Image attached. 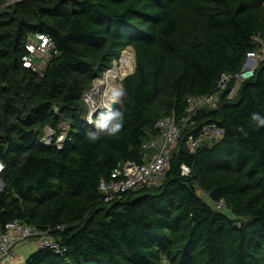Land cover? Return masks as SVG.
<instances>
[{"label": "trees", "instance_id": "16d2710c", "mask_svg": "<svg viewBox=\"0 0 264 264\" xmlns=\"http://www.w3.org/2000/svg\"><path fill=\"white\" fill-rule=\"evenodd\" d=\"M38 33L54 45L41 71L22 61ZM128 49L136 67L109 135L84 97ZM250 52L264 53V0H0V232L17 220L62 249L23 264H264V126L251 120L264 116V58L234 96V79L218 89ZM215 92L217 108L182 128L159 186L105 200L100 182L142 162L161 119ZM209 123L221 141L189 152L187 137Z\"/></svg>", "mask_w": 264, "mask_h": 264}, {"label": "built area", "instance_id": "2783aa9c", "mask_svg": "<svg viewBox=\"0 0 264 264\" xmlns=\"http://www.w3.org/2000/svg\"><path fill=\"white\" fill-rule=\"evenodd\" d=\"M53 47L54 45L50 37L44 34H36L35 37L29 40V42L26 44L25 48L28 51V54L22 59L23 65L25 67L32 68L33 70H39V67L43 68V63H39L38 67L36 56H43L45 59H49ZM262 58H264L263 52L248 53L247 60L241 73L235 75L234 77L223 75L219 82L218 89L220 91L226 89L229 81L234 79L235 84L231 88L229 94L230 97L234 96L239 83L243 79L253 75L254 70L258 65L259 59ZM246 71L250 73V75L247 77H245ZM94 91L87 93L84 99L89 97V100L91 101V96ZM96 96L97 95L95 93L94 101ZM219 99L220 97L217 92L208 95L190 97L187 100L185 116H183L180 120L177 121L174 117H165L161 119L155 127L158 131L157 136L153 140L143 145L145 153L143 155L142 162H126L119 164L112 172V179L110 181L100 182L99 189L104 193L105 200L109 201L115 195L137 188L139 186H159L163 180L164 174L169 169L171 154L178 144L182 128L186 125L192 126L194 124L193 117L198 111L202 109H216ZM117 100L118 97L115 100H108L105 102L104 109L97 108V106H95L96 103L91 102V106H89L88 121L90 123L93 122L91 112L94 113V109H98V112H106L109 110V108L114 110L112 108V102ZM98 107H100V104H98ZM49 134L50 131L48 132V137ZM223 135V128L217 124H205L201 127L197 134H190L187 137L185 140V147L189 152L194 153L205 143H217L221 141ZM61 139L62 138L60 137L59 140ZM2 170L3 165L0 163V174ZM181 171L184 176H188L191 173V169L186 165L181 166ZM2 187L3 185L0 182V188ZM215 208L221 212L226 211V206L223 201L216 203ZM32 238L38 239L40 248L46 247L54 250L56 253L62 252L60 244L55 239H53L48 234V232L40 231L35 227L15 220L6 223L0 232V264L13 263L17 261L19 258V253L17 250L18 246Z\"/></svg>", "mask_w": 264, "mask_h": 264}, {"label": "clouds", "instance_id": "9594fccd", "mask_svg": "<svg viewBox=\"0 0 264 264\" xmlns=\"http://www.w3.org/2000/svg\"><path fill=\"white\" fill-rule=\"evenodd\" d=\"M120 95L119 92L114 93V97ZM251 120L255 122L257 127L264 126V116L259 113H252ZM123 116L118 110H112L109 108L108 111L99 113L95 119V127L100 131H105L107 134H115L122 125ZM91 140L95 141L98 137V132L92 131L88 133Z\"/></svg>", "mask_w": 264, "mask_h": 264}, {"label": "bare ground", "instance_id": "6f19581e", "mask_svg": "<svg viewBox=\"0 0 264 264\" xmlns=\"http://www.w3.org/2000/svg\"><path fill=\"white\" fill-rule=\"evenodd\" d=\"M134 55L131 52H125L123 55V58L121 60V64L120 67H118V64H116V67H114L111 71H109L106 74V79L109 80V83H105L104 81H102L103 84H106L107 86H109L108 91L105 92V96L107 97V99H109V101L111 100H115L117 99L118 96L114 97V93L115 92H119L121 94V89L119 86H115L113 83L116 81V79H123L125 76H127L129 73H131L133 71L134 68ZM128 69L131 71L128 73ZM99 91V88H97L94 93L91 96V102L94 103V96L95 93H97Z\"/></svg>", "mask_w": 264, "mask_h": 264}, {"label": "rangeland", "instance_id": "374dc122", "mask_svg": "<svg viewBox=\"0 0 264 264\" xmlns=\"http://www.w3.org/2000/svg\"><path fill=\"white\" fill-rule=\"evenodd\" d=\"M126 51H127V52H131V53L134 55V52L132 51V49H128V50H126ZM48 60H49V59H45L43 56H36V62H37L38 67H39V63H43L42 65L45 66L46 63H48ZM118 67H120V65H118ZM41 70H42V67H39V71H41ZM110 71H111V70H110ZM130 71H131V69H130V70L128 69V73H129ZM249 75H250V73L246 71L245 77H247V76H249ZM121 80H122V79H120V77H119V79H116V81L113 83L115 86H119L120 89H122V86H121V83H120ZM102 81H104L105 83H109V80L106 79V76H103L102 78H100V79H98L97 81H95L94 87H93V89L90 91V92H92V91H94L96 88H99V91L96 93V95H97V96H96V99H95L96 102L94 101V103H96L95 106H97V108H99V109H104V107H105V102H107V101L109 100V99H107V97L105 96V92L108 91L109 86H107L106 84H103ZM85 99L87 100V101L85 100V102L88 104V106H91V105H90V104H91V101L89 100V97H86ZM98 104H100V107H98ZM93 111H94V113L91 112L92 117L95 116V114H96L99 110H98V109H97V110L94 109ZM50 133H51V134L49 135V138H50V140H52L53 137H54V135H53L52 132H50ZM60 137L62 138V136H60ZM31 240H35V238L29 239L28 241H31Z\"/></svg>", "mask_w": 264, "mask_h": 264}, {"label": "crops", "instance_id": "0c3cea01", "mask_svg": "<svg viewBox=\"0 0 264 264\" xmlns=\"http://www.w3.org/2000/svg\"><path fill=\"white\" fill-rule=\"evenodd\" d=\"M40 249L38 239L26 241L20 244L17 248L19 253V258L17 261L13 263H2V264H23L27 257L32 254L33 252Z\"/></svg>", "mask_w": 264, "mask_h": 264}, {"label": "water", "instance_id": "95a60500", "mask_svg": "<svg viewBox=\"0 0 264 264\" xmlns=\"http://www.w3.org/2000/svg\"><path fill=\"white\" fill-rule=\"evenodd\" d=\"M125 52H126V51H123V52H122L119 61H118V62L115 61L113 67H112L110 70H112L114 67H116V64H118V63L121 64V60H122L123 55H124ZM134 59H135V62H134V68H133V71H132L131 73H129V74H132V73L135 71V67H136V56H135V54H134ZM110 70H109V71H110ZM109 71H107V72H109ZM107 72H105L103 76H105V74H106ZM125 77H126V76H125ZM125 77H124V78H125ZM124 78H123V79H124ZM123 98H124V92H123V89H121V94H120V96H118V100L112 102V108H113L114 110H118V109L121 107V105H122V101H123ZM50 132H51V131H50ZM50 134H51V133H50ZM50 134H49V135H50ZM48 141H49V142L51 141L49 137H48Z\"/></svg>", "mask_w": 264, "mask_h": 264}]
</instances>
